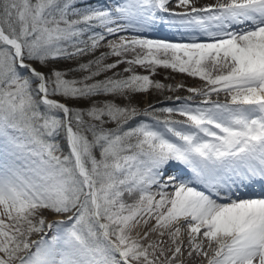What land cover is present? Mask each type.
I'll use <instances>...</instances> for the list:
<instances>
[{"label": "snow or ice", "instance_id": "6c2138e0", "mask_svg": "<svg viewBox=\"0 0 264 264\" xmlns=\"http://www.w3.org/2000/svg\"><path fill=\"white\" fill-rule=\"evenodd\" d=\"M0 264H264V0H0Z\"/></svg>", "mask_w": 264, "mask_h": 264}, {"label": "rangeland", "instance_id": "374dc122", "mask_svg": "<svg viewBox=\"0 0 264 264\" xmlns=\"http://www.w3.org/2000/svg\"><path fill=\"white\" fill-rule=\"evenodd\" d=\"M202 3L204 2H208V0H201ZM165 75H167V73L164 71V70H161L159 75L156 77L157 79H163L165 77ZM175 76V80L177 81H182L184 83H188V84H191L193 81H192V78H189V77H186L182 74H173ZM144 103L146 104L147 102L144 101Z\"/></svg>", "mask_w": 264, "mask_h": 264}, {"label": "trees", "instance_id": "16d2710c", "mask_svg": "<svg viewBox=\"0 0 264 264\" xmlns=\"http://www.w3.org/2000/svg\"><path fill=\"white\" fill-rule=\"evenodd\" d=\"M142 100H143V102L144 101H146V102L151 101V102L155 103L156 97L155 96H148L147 98H142Z\"/></svg>", "mask_w": 264, "mask_h": 264}]
</instances>
